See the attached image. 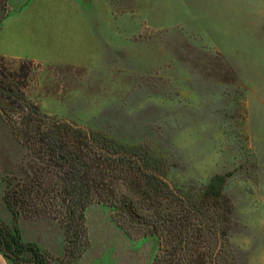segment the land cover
<instances>
[{
    "label": "rangeland",
    "instance_id": "1",
    "mask_svg": "<svg viewBox=\"0 0 264 264\" xmlns=\"http://www.w3.org/2000/svg\"><path fill=\"white\" fill-rule=\"evenodd\" d=\"M39 1L45 25L51 1ZM32 2L10 0L9 19L0 24L1 47L12 24L25 27ZM58 4L59 32L71 50L40 59L6 56L33 62L26 96L49 118L122 147L146 145L167 158L168 175L184 191L197 192L218 177L232 203L223 264H264V0ZM36 30L25 28L28 38ZM84 37L83 51L73 42ZM32 46L21 52L36 53ZM42 164L0 116L1 223L12 226L1 176ZM50 182L56 187L54 178ZM53 203L51 209L38 205L36 215L24 211L17 226L22 241L49 252V264H61V203ZM116 211L97 202L86 207L88 243L76 264L155 263L157 239L128 236L113 217Z\"/></svg>",
    "mask_w": 264,
    "mask_h": 264
},
{
    "label": "trees",
    "instance_id": "2",
    "mask_svg": "<svg viewBox=\"0 0 264 264\" xmlns=\"http://www.w3.org/2000/svg\"><path fill=\"white\" fill-rule=\"evenodd\" d=\"M9 12L8 0H0V24ZM32 65L0 55V116L27 151L43 161L31 172L1 176L12 213L11 227L0 222L3 253L16 264H49V252L21 240L17 221L24 211L38 214V205L51 209L56 199L65 235L61 264H72L86 249L84 212L94 202L115 208L113 217L128 236L157 239L153 264H223L232 203L219 178L197 192L184 191L168 175L167 158L146 145L122 147L49 118L25 94ZM20 251L30 256L23 258Z\"/></svg>",
    "mask_w": 264,
    "mask_h": 264
},
{
    "label": "crops",
    "instance_id": "3",
    "mask_svg": "<svg viewBox=\"0 0 264 264\" xmlns=\"http://www.w3.org/2000/svg\"><path fill=\"white\" fill-rule=\"evenodd\" d=\"M51 6L49 8V12H51V17L49 18L50 23L43 24L42 22V15H38L43 11V2L39 0H33L29 10H27L26 14L24 15V21H26L25 27L23 23L15 22L9 29V32L4 36L2 40L4 47L0 46V55L3 56H13V57H29L34 59L45 58L49 56H54L60 54L59 52H63L66 54L67 51H70V41L67 38L60 34L59 32V19H60V10L58 0H50ZM9 9L11 8L10 0H8ZM10 14V12H9ZM9 19V15L1 22H6ZM48 20V21H49ZM56 23V24H55ZM46 26L49 31L45 32ZM32 27V29L37 27L35 34L32 37L28 38V35L25 32V28ZM46 36L49 38L46 39ZM77 37H82V34L77 35ZM79 41V40H78ZM74 44L83 45L82 49L85 50V37L79 43L74 41ZM31 47V52H35L36 48L38 51L36 53L31 54H23L24 52L22 46ZM25 48V49H26ZM41 52V55H36L37 53ZM30 52V51H29ZM74 53V52H73ZM84 53V52H83ZM76 57H73V59ZM62 61H67L66 58H61ZM81 60H85L81 58ZM0 264H16L11 259H9L3 251L0 249ZM73 264H76L74 262Z\"/></svg>",
    "mask_w": 264,
    "mask_h": 264
}]
</instances>
